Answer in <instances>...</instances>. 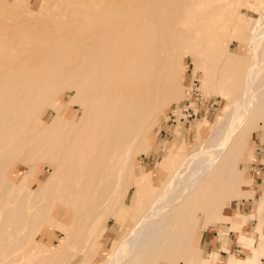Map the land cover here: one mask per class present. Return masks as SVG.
I'll return each mask as SVG.
<instances>
[{"label":"bare ground","instance_id":"obj_1","mask_svg":"<svg viewBox=\"0 0 264 264\" xmlns=\"http://www.w3.org/2000/svg\"><path fill=\"white\" fill-rule=\"evenodd\" d=\"M86 1H69L73 10L95 17V25L84 31L92 35L90 43L80 49L51 47L38 57L16 45L5 46L11 38H0V264H70L102 213L114 203L118 182L124 175L130 180L135 173V163L128 160L143 124L150 121V127L154 107L179 94L178 78L185 66L178 64L171 74L169 64L185 48L175 43L169 31L183 32L179 26L183 21L202 30L227 23L223 17L212 22L199 18L207 13L202 8L180 11L178 16L166 12L163 17L149 0L140 1L138 10L130 9L127 0ZM217 3L218 8L208 13L216 16L231 7L226 0ZM154 12L152 20L149 15ZM190 18L202 22L193 23ZM247 44L254 46V54L242 77V94L216 118L205 137L202 130L193 150L180 147L175 154L174 140L163 148L154 185L148 183L150 167L148 175L130 181L135 191L129 209H113L124 218L119 240L99 264H145L151 258L158 264L167 253L173 258L176 247L178 255L185 256L195 247L211 210L217 222L228 223L241 238L248 216L230 213L224 206L231 191L238 197L246 194L234 176L236 156L242 155L239 149L245 143L238 133L247 129L258 102L250 96L257 94L258 79L264 77V18L252 28ZM75 56L80 57L78 65L58 67ZM15 59H21L20 66H14ZM28 59L41 60L38 75H30ZM210 78L207 69L203 84ZM61 83L75 92L64 100L59 94ZM199 91L205 96L200 86ZM73 105L79 113L72 112ZM40 163L48 166L44 179L42 169L37 170ZM225 191L230 195L223 196ZM44 222L62 234L56 246L33 236ZM244 238L250 244L256 242ZM95 257H100V251ZM260 263L257 254L248 257L247 264Z\"/></svg>","mask_w":264,"mask_h":264},{"label":"rangeland","instance_id":"obj_2","mask_svg":"<svg viewBox=\"0 0 264 264\" xmlns=\"http://www.w3.org/2000/svg\"><path fill=\"white\" fill-rule=\"evenodd\" d=\"M69 1L71 0H0V38H5V36L11 38L12 42L9 41L8 43H5V46L12 47L16 45L23 51L38 53V57L40 56L39 53H45L51 47L61 48L62 50L80 49L82 46L90 43L92 35L87 34V32L84 33V31L95 25V17L86 14V12L83 10H73ZM88 1L92 2L93 0H87L86 3H88ZM140 1L142 0H127V6L130 9L138 10ZM149 1L154 2V5H156V8L158 9L157 11L163 12V17L166 12H170L178 16L180 11L184 12L185 10H188L197 12L198 10L201 11L200 9L202 8L204 9L202 12L207 13L200 14L199 18L203 17L206 22H212L214 19L223 17L225 20H227V23L226 25L224 24L223 28L213 25L209 27L210 29L208 30H205L207 27H203L202 30L197 25L191 26L187 21H183L184 23L179 24L181 29H183V32L179 33V31L175 29L173 31H169V34L174 33L172 39L175 40V43L180 44V48H185V50L181 53L182 58L181 54L179 55V58L174 56L172 58V63L169 64V71L171 74L175 72L174 69L178 68V64L185 66L180 79L178 78L179 84L177 91L179 94L172 98L173 100L167 98L159 102L154 107L151 114L149 115L152 118L150 127L147 124L150 121L143 124L141 137L138 138L135 143H133L131 147L132 154L130 153V159L128 160V163H132V161L133 164L135 163L133 165V170L135 173L132 175L130 180L129 176L124 175L120 182H118L117 188H115L113 193L115 196L114 203L112 205L109 204L111 208L108 206L104 213H102L96 229H94L92 234L88 236V242L86 243L85 247L79 251L77 256H75L70 264H99L101 261H103L106 255L113 250V244H115V241L117 242V240H119L120 227L124 222V218L115 214L114 210L117 207H122L127 210L129 209L132 196L135 191V188L130 183V181L137 180L144 175H148L147 170L150 167L152 172L150 174L151 180L149 179L148 183H150V187L154 185L152 179L157 177L158 170L156 169V163L157 161L161 160L165 153L163 148L167 144L172 143L174 140L172 149L175 154L178 153L180 147L188 152L193 150L199 143L202 130L204 132L202 136L205 137L206 131H209V128L215 125L216 118L222 116L223 111L226 110V108L231 103L236 101L238 95L240 96L242 94L244 86L242 77L250 63L251 58L253 57L252 55L254 54V46H248L247 42L250 40L251 31L256 22L259 19L263 21L264 18V0H226L227 3H230L228 6L231 7L229 9H224L223 11L221 10V13H218L216 16L214 14L208 13V11L216 10L218 8L217 0ZM222 12H224V15ZM155 13L156 12L149 15L152 20H154ZM115 18H119V14H116ZM185 18L186 16L183 19ZM190 19H192L193 23L202 22V20L196 21L193 20V18ZM219 30H224V34ZM79 33H81L82 36ZM227 48L228 52H225V49ZM97 57H100V55L92 56V58ZM79 60L80 57L75 56L71 59H67L58 67L62 69V67L73 66L74 64L78 65L77 63H80ZM181 60L184 63L180 62ZM27 61H30V75H38V69L40 66H42V64H40L41 60L36 61L28 59ZM20 64L21 59H15L14 66L18 67ZM207 69L211 74V78L206 84H203ZM193 74L199 78L200 88L204 95L213 102L212 107L205 114L206 117L198 116V118L194 121L193 127H187V124L183 125L182 123L178 125H173L170 122L164 123V117L168 113V110L174 106H178L183 101L184 84L187 81V77ZM235 76L237 79H235ZM258 80L259 84L258 90L256 91L257 94L254 92V94L250 96L251 99L253 98L258 101L257 105L255 106L256 109H254V107L252 108L250 115V119H252L247 121V129H242L238 133V137L245 143L247 142L246 144H248V147H246L247 145L244 146L245 143L241 144L242 147H240L239 150L242 152V155L240 153L239 157L236 156L238 160L236 159L237 163L234 176L236 177V180L238 179L239 181L237 182L239 188L244 190L246 194L244 196L238 197L235 191H231V195L228 191L224 192L223 196L230 195L231 197L228 198V202L226 203V206H224V208H226L230 213L234 212L228 208V205L233 204L237 199H252V207L254 211H256L264 201V186L262 187V184L258 185L255 181L251 183L250 179L252 178L250 163L255 158L254 142L261 141V143H264L263 75H260ZM261 80L263 81L261 82L262 85H260ZM71 89V86L62 85L61 83V91L59 94H61L62 100L71 97L72 94L75 93L74 90ZM47 108L49 109V107H46L45 109ZM79 111V107L73 105L72 112L79 113ZM183 126L185 127L184 130L189 129V131L183 132ZM147 127L149 128L147 129ZM250 127L252 128L250 129ZM244 131L246 132L247 136ZM172 134H175V136ZM248 141L250 143H248ZM180 162L181 161L178 160L175 167H177ZM40 164L41 165L37 170L39 171L42 169L40 178L44 179L49 175L48 166L46 164ZM239 166L241 167L240 169L242 171L239 169ZM18 173H22V170L20 169ZM17 177L18 176H16V178ZM148 183L147 188L149 187ZM30 185L33 186V183ZM252 188L255 190L254 196L252 195ZM262 211H264V209ZM210 216L211 217L207 219L206 224L199 233L196 245H193L195 247H192V250H190L187 255H178L180 253V248L176 247L173 250V252H175V256L173 258L167 253V257L165 256V259H163L164 256H161L162 258L158 264H209L210 261L215 262V251L205 253L204 249L200 248L199 246L201 232L211 231L212 229H215L220 233V236L223 238L225 244H229L230 246L238 244L241 246V251L243 252V244L239 240L236 241V239L229 237L228 231L230 229H222L218 227L226 226V223L217 222L215 214L212 212V210L210 211ZM35 231V233L33 232V236L44 244L48 243L56 246L58 241L62 238L60 231L47 222L41 224ZM243 231L245 233H251V230H249L247 225L244 227ZM233 233L235 232L233 231ZM240 239L249 243V241H247L244 236H241ZM252 244L255 246V249H252L251 251H254L252 254H257V256L261 259V255L258 251L259 245L257 244L256 246V242ZM22 247H25V245ZM21 248L19 249L20 252L23 251V248ZM70 250L71 246L67 251H65V254L62 256V258H60V261L63 260L65 255L67 256V254H69ZM99 251L100 257H97L96 259L95 254L97 252L99 253ZM230 251H233L232 247H230ZM252 254H247L244 258L238 255L237 257H233L232 260H240L243 262L246 261L247 263L248 257L252 256ZM203 257L205 258L204 262L202 261ZM8 258L6 257V260ZM221 259L222 256L219 253V257L215 264H221ZM149 261L152 262L151 264H153L155 258H151V260L149 259L147 261L148 263H146L150 264ZM14 262L11 264H20V262L21 264H24L22 261Z\"/></svg>","mask_w":264,"mask_h":264},{"label":"crops","instance_id":"obj_3","mask_svg":"<svg viewBox=\"0 0 264 264\" xmlns=\"http://www.w3.org/2000/svg\"><path fill=\"white\" fill-rule=\"evenodd\" d=\"M206 117L205 115L200 114L199 117ZM193 124L187 125V127L191 126L193 127ZM190 127V129H191ZM185 127L183 126V132L189 131V129L184 130ZM175 135V134H172ZM255 158L250 163V171L252 174L251 183L255 181L258 185L262 184V187L264 186V143L255 141ZM253 189V188H252ZM255 190H252V195L254 196ZM256 199V196H255ZM228 208L231 209L234 213H242L244 215H247L248 218L246 219L245 223L242 225L241 228V236L254 239L256 241V246H258V251L261 255V263L264 264V201L262 202L261 206L258 207L256 211L253 210L252 207V199H240L235 200L233 204L228 205ZM249 227V230H251V233H245L243 231L245 226ZM222 229H228L229 224L226 223V226H218ZM229 237L239 240L244 247V251H241V246L238 244H234L230 246L229 244H225L223 238L220 236V233L212 229L211 231H202L200 240H199V246L204 249L205 253L213 252L215 251V262H217V259L219 257V253L222 256L221 264H247L246 261H240V260H232L233 257H237L238 255L242 256L244 258L247 254H252V249H255V246L253 244L247 243L246 241H242L241 239L237 238L235 236V233H233L232 230H229ZM228 235V233H227ZM230 247L233 248V251H230ZM250 251V252H248ZM239 258V257H238ZM214 262V264H215Z\"/></svg>","mask_w":264,"mask_h":264},{"label":"built area","instance_id":"obj_4","mask_svg":"<svg viewBox=\"0 0 264 264\" xmlns=\"http://www.w3.org/2000/svg\"><path fill=\"white\" fill-rule=\"evenodd\" d=\"M199 78L191 75L187 77L184 84V98L178 105L168 110L164 117V123L170 122L173 125L192 124L200 114L205 115L213 105V102L199 92ZM210 101V102H209Z\"/></svg>","mask_w":264,"mask_h":264}]
</instances>
